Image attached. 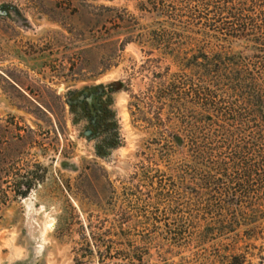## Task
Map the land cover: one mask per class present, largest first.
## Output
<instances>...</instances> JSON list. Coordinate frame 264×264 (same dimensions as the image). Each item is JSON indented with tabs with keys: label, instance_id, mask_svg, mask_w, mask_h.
Returning <instances> with one entry per match:
<instances>
[{
	"label": "rangeland",
	"instance_id": "374dc122",
	"mask_svg": "<svg viewBox=\"0 0 264 264\" xmlns=\"http://www.w3.org/2000/svg\"><path fill=\"white\" fill-rule=\"evenodd\" d=\"M238 1L261 22L264 0H0V264H264V160L218 177L171 87L210 83L203 53L264 57Z\"/></svg>",
	"mask_w": 264,
	"mask_h": 264
},
{
	"label": "trees",
	"instance_id": "16d2710c",
	"mask_svg": "<svg viewBox=\"0 0 264 264\" xmlns=\"http://www.w3.org/2000/svg\"><path fill=\"white\" fill-rule=\"evenodd\" d=\"M224 2L228 3V0H224ZM245 5L246 2L243 1H238L237 4L231 6L223 4L228 10L226 12L234 11L233 16L237 22L233 25L235 28L233 33L249 36L250 33L253 34L258 31L259 34H254L252 37L259 39V35L262 33L261 29L264 27V17H261V22H257L255 18L259 15L257 13L255 16L248 14ZM258 47L262 48V46ZM257 50L259 49L257 48ZM257 58H260V60L251 61L250 58L247 59L239 55L238 58L228 56L208 62L210 58L203 53L202 61H198L197 57H193L194 62H192V65L203 68V73L200 74L201 77L206 75L204 74L205 71L208 72L210 83L203 85L201 84L203 80H198L201 82L191 84L190 89L185 90L181 89L183 82L176 80L171 86L173 92L177 91L176 96L182 98V95H185L192 99V103L200 106V112L195 113L189 110V114L183 116L187 126L188 139L199 146L195 149L198 157H205L210 165L216 166L218 177L221 176V172L229 170L236 171L234 172L236 175L238 170V177L242 178L240 180L235 178V181L238 182L239 186L249 184V181L254 180L252 179L253 175H259L258 162L264 160V144L261 142L264 139V129H262L264 119L261 120V124L252 119L256 116L257 111H262L264 108V57L257 56ZM179 84L181 85L179 86ZM109 85L111 91L123 87L122 82L119 80L113 81ZM221 87L232 91L234 95L231 96L233 97L231 101H226L225 96H218L217 91ZM89 113L90 115H98L100 109L89 104ZM205 123H207V126L204 125ZM176 137V139L179 138V136ZM198 141L203 144L202 147H200ZM223 144L226 148H229V154L233 157L232 160L230 157H228V160L223 159L221 156L220 158V154L212 155V153H216L213 152L212 147L220 148ZM233 147L235 148L233 149ZM206 152L209 155H206ZM222 167L227 168L224 170ZM218 180L219 178H216L215 181ZM227 187L231 189L229 185L224 189ZM233 191L232 189L229 191V196L235 195L232 193ZM18 193L25 194L26 191H19Z\"/></svg>",
	"mask_w": 264,
	"mask_h": 264
},
{
	"label": "flooded vegetation",
	"instance_id": "af4514ba",
	"mask_svg": "<svg viewBox=\"0 0 264 264\" xmlns=\"http://www.w3.org/2000/svg\"><path fill=\"white\" fill-rule=\"evenodd\" d=\"M83 95V98H82V101L83 102H87V104H90L91 106L93 105L94 107H96V96H97V93L95 94H91L89 97L85 96V93L82 94ZM87 98H89V100L87 101Z\"/></svg>",
	"mask_w": 264,
	"mask_h": 264
},
{
	"label": "water",
	"instance_id": "95a60500",
	"mask_svg": "<svg viewBox=\"0 0 264 264\" xmlns=\"http://www.w3.org/2000/svg\"><path fill=\"white\" fill-rule=\"evenodd\" d=\"M83 98V95L82 96H79V99H82ZM88 99V98H87ZM89 100V99H88Z\"/></svg>",
	"mask_w": 264,
	"mask_h": 264
}]
</instances>
